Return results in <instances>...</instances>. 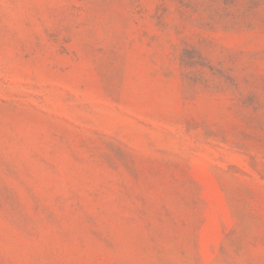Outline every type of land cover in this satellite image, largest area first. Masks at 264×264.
Listing matches in <instances>:
<instances>
[{
  "label": "rangeland",
  "instance_id": "obj_1",
  "mask_svg": "<svg viewBox=\"0 0 264 264\" xmlns=\"http://www.w3.org/2000/svg\"><path fill=\"white\" fill-rule=\"evenodd\" d=\"M0 264H264V0H0Z\"/></svg>",
  "mask_w": 264,
  "mask_h": 264
}]
</instances>
